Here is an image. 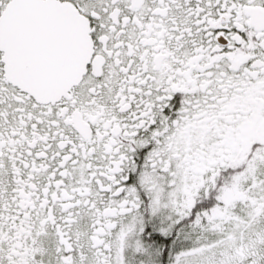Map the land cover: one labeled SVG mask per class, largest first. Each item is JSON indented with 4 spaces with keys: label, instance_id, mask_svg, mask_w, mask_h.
Segmentation results:
<instances>
[{
    "label": "snow or ice",
    "instance_id": "snow-or-ice-1",
    "mask_svg": "<svg viewBox=\"0 0 264 264\" xmlns=\"http://www.w3.org/2000/svg\"><path fill=\"white\" fill-rule=\"evenodd\" d=\"M0 264H264V0H0Z\"/></svg>",
    "mask_w": 264,
    "mask_h": 264
}]
</instances>
